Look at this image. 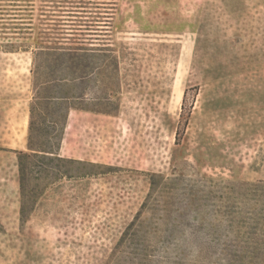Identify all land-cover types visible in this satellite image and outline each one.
<instances>
[{"label": "rangeland", "instance_id": "374dc122", "mask_svg": "<svg viewBox=\"0 0 264 264\" xmlns=\"http://www.w3.org/2000/svg\"><path fill=\"white\" fill-rule=\"evenodd\" d=\"M70 30L117 56L119 108L70 111L60 155L101 166L62 163L73 177L33 181L45 188L20 220L31 51ZM173 172L259 181L245 211L264 214V0H0L1 264H226L155 240L143 255L117 247L149 174Z\"/></svg>", "mask_w": 264, "mask_h": 264}, {"label": "trees", "instance_id": "16d2710c", "mask_svg": "<svg viewBox=\"0 0 264 264\" xmlns=\"http://www.w3.org/2000/svg\"><path fill=\"white\" fill-rule=\"evenodd\" d=\"M70 31L54 40L44 38L31 51L26 144L25 150L15 151L20 220L30 215L44 191L45 185L30 186L33 181L52 183L73 177L62 163L101 166L60 155L70 111L111 115L119 108L112 96L118 80L117 56L107 42H99L98 35L84 39ZM180 133L177 128L176 140ZM92 174L83 171L78 176ZM221 183L206 177L191 179L180 172L168 177L150 173L148 192L117 247L143 255L155 240L168 250L172 247L179 257L195 253L223 257L226 264L245 260L264 264V214L245 211L247 192L261 182Z\"/></svg>", "mask_w": 264, "mask_h": 264}]
</instances>
